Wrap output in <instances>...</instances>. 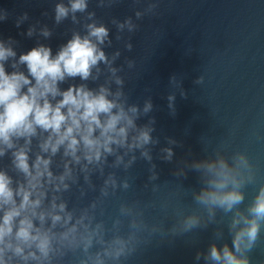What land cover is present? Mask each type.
<instances>
[{"label": "clouds", "instance_id": "clouds-1", "mask_svg": "<svg viewBox=\"0 0 264 264\" xmlns=\"http://www.w3.org/2000/svg\"><path fill=\"white\" fill-rule=\"evenodd\" d=\"M122 2L96 0V7L110 10ZM89 3L56 0L53 27L36 21L21 33L37 37L36 46L27 52L18 55L19 41L0 38V264H127L157 235L185 236L219 225L223 217H228L231 246L217 245L224 239L223 228H217L215 240L206 251H198L195 260L251 264L250 254L264 243V183L245 205V189L257 184L258 168L246 150L226 154L230 140L211 153L203 144L204 158L184 159L174 170V176L184 179L189 172L196 173L201 186L197 191L181 184L194 207L178 211L170 228L163 219L149 216L157 207L151 200H120L114 214L107 212V203L118 193L135 189L132 169L138 160L149 165L143 188L159 191L152 151L160 141L152 135L156 120L149 116L151 98L141 107L129 103L124 90L121 73L125 65L134 69L136 60L125 58L124 65L115 66L121 51H105L113 46L110 29L95 10H89ZM158 8L159 0H146L143 10H133L134 16L122 21L112 17L116 41H124L123 48L131 52L132 36L141 27L137 22L157 16ZM8 19L7 10L0 9V22ZM29 19L24 12L15 26ZM65 21L73 26L68 29L71 38L53 54L39 38L50 39ZM77 78L79 84L61 87ZM89 82L96 87H89ZM194 83L202 84L203 77ZM169 85L187 97L176 75L169 78ZM176 93L167 96L172 116ZM142 117L149 118L138 124ZM166 140L169 146L160 148L158 158L172 163L173 146L183 145L172 137ZM89 193L96 195L84 203ZM160 208L167 211L168 206Z\"/></svg>", "mask_w": 264, "mask_h": 264}, {"label": "water", "instance_id": "water-1", "mask_svg": "<svg viewBox=\"0 0 264 264\" xmlns=\"http://www.w3.org/2000/svg\"><path fill=\"white\" fill-rule=\"evenodd\" d=\"M56 0H0V9L7 10L9 19L0 22V38L9 37L19 41L18 55L27 52L37 44V37L28 38V27L40 21L53 27L52 8ZM146 0L132 4L123 0L112 9L96 7V0H90L89 10H95L97 17L110 29L111 48L107 53L120 49L121 56L115 66L124 65L125 58L135 59L136 67L121 73L126 79L125 92L129 94V103L141 107L149 97L155 117L154 137L160 143L153 148V163L157 165L160 184L159 191L152 193L143 188L148 180L147 162L138 160L132 172L137 177L135 189L127 193H118L106 205L107 212L114 214L120 200L154 201L156 209L149 211L154 219H163L165 228L175 222L173 217L185 206L194 207L191 196L186 197L185 189L200 188L198 176L189 172L186 179L173 175L184 159H202L205 157L203 144L211 153L223 141L230 140L232 151H247L258 168L256 185L245 189L247 205L255 195L259 184L264 183V0H159L158 15L146 16L138 21L141 27L131 39L133 50L123 48L124 41L115 39L116 28L110 23L112 17L123 20L134 16V9L143 10ZM47 11L48 16L42 15ZM27 12L30 19L19 28L16 18ZM73 27L70 21L54 29L50 39L39 38L41 43L51 47L53 54L59 46L71 38ZM127 34H125V40ZM6 71L12 69L6 65ZM173 75L182 80L186 98L179 95L175 86L169 85ZM203 77V83L194 81ZM79 84L80 80L68 81L61 85L66 89L69 84ZM89 87H96L89 82ZM177 91L176 114H169L167 96ZM149 117H142L137 123L144 124ZM167 137L175 138L182 147L173 146L175 153L172 163L158 158L159 150L169 146ZM99 184V181H97ZM96 194L89 193L84 203ZM75 196H73V200ZM167 204V211L160 205ZM243 207V205H242ZM167 216L168 218H163ZM220 219V214H217ZM228 217L222 222L211 224L207 229H197L185 236H155L152 242L143 246L127 264H204L203 259L195 260L198 251L204 252L215 240L214 232L223 228L224 239L216 241L218 246L227 242L231 246V237L227 230ZM251 264H264V243L251 254Z\"/></svg>", "mask_w": 264, "mask_h": 264}]
</instances>
